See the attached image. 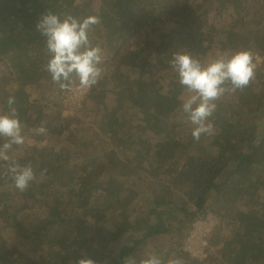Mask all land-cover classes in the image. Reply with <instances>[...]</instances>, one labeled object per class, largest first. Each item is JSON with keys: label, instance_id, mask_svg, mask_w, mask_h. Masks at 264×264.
<instances>
[{"label": "trees", "instance_id": "1", "mask_svg": "<svg viewBox=\"0 0 264 264\" xmlns=\"http://www.w3.org/2000/svg\"><path fill=\"white\" fill-rule=\"evenodd\" d=\"M46 12L61 19L100 18L90 39L104 50L106 81L101 77L88 90L83 107L101 104L108 93L116 101L113 110H96L94 140L70 132L77 117H62L52 107L50 112L46 101L39 109L30 102L28 89L52 81L45 39L36 28ZM148 35L152 37L145 40ZM153 38L157 43H151ZM214 38L223 52L250 49L255 58L264 57V0H0V90L11 89L0 94V111L7 112V98L15 97L25 143L14 145L9 156L15 160L20 155L21 165L31 163L47 184L32 181L26 191L15 193L19 208L40 204L51 220L46 229H22L26 243L38 242L34 251L45 258L44 264H76L86 250L96 264H124L147 241L168 233L165 207L175 205L179 196L171 199V191L177 188L184 189L181 195L194 201L198 211L211 192L248 194L254 207L234 220L223 242L224 255L229 263L264 264V68H257L243 91L227 93L230 104L222 97L217 101L211 118L215 135L196 142L181 108L184 89L169 63L177 53L206 62L211 54L202 47ZM40 126L46 134L30 131ZM2 165L7 162L0 161ZM142 179H152L159 190L141 186ZM101 184L107 188L103 199L97 192ZM246 185L249 189L242 192ZM121 201L146 207L145 219L131 222L132 207L120 211ZM67 204L94 219L120 218L127 230L123 239L104 228L85 234L77 230L61 216ZM50 240L53 245L45 248ZM0 256V264H34L7 250Z\"/></svg>", "mask_w": 264, "mask_h": 264}, {"label": "rangeland", "instance_id": "2", "mask_svg": "<svg viewBox=\"0 0 264 264\" xmlns=\"http://www.w3.org/2000/svg\"><path fill=\"white\" fill-rule=\"evenodd\" d=\"M224 11H226V9H224ZM223 18L227 22V16L223 15ZM150 37H152V35H148L146 39L145 36L142 38L143 40H149ZM153 39L154 40L151 43H157L156 39ZM202 49L208 50L211 54L206 58V62L214 59L219 52H223V49L219 48V43L216 38H214V43H209V46L205 45ZM155 54L158 55V53ZM108 61L110 62V60ZM255 62L257 68H264V57L256 56ZM261 74L264 79V69ZM102 80L106 81L105 75L102 76ZM0 84H2V81H0ZM53 84V81L44 82L41 87L28 89L27 92L29 94L30 102L35 108L39 109L43 107L44 102L46 101L50 112H52L51 107L57 108L64 115L61 102V94L63 91L59 87H52ZM76 84H78V82L71 86ZM10 90V87H6L5 89L0 90V94L10 92ZM33 90H38L39 93H32ZM57 92L58 94L55 96L54 94ZM110 94L112 95V93H108L109 97L104 98L101 104H93L92 101L87 104L85 108L82 107V109L74 115L79 119V122L76 124L74 123L73 129L71 128L72 130L70 131L72 132L75 130V138L78 139L83 136L84 140H94L96 132L99 130L95 121L96 117L98 118L96 110L99 107H104V111L106 112L114 109L116 98L111 97ZM186 95L185 91L181 94L180 100L182 103L186 99ZM222 98H225L227 104L231 103V99L227 96V93ZM62 117H65V115ZM49 120L51 121L52 118ZM137 122H139V127L141 128L140 123H142V121L137 120ZM178 155L179 157H182L180 153H178ZM15 158L17 162H22L20 155H16ZM124 159L127 160V157H124ZM0 168L3 170L0 180V255L4 250H7L9 254L14 257L22 256L23 258H28L34 264H44L46 263L45 258L34 251L35 248L39 246L38 242L26 243L25 239H23L22 229H46L47 223L49 221L51 222V220L48 218L47 213L40 204H28L25 209L21 206L19 208L15 194L18 190L13 186V182L7 173V165H2ZM35 177L34 183H38L41 187L47 185L46 183H43L40 174H35ZM142 181L144 183H142L141 186L149 184V188L152 190H159L155 188V182L152 179H142ZM224 187L225 186L222 187L223 190ZM248 189L249 186L246 185L242 192H247ZM106 191L107 188L105 185H99V189L97 190V192H99L98 198L103 199V195ZM182 193H184V189H172L171 199H175L177 195L179 197L175 199V205L165 207V210L168 213L166 217L169 216V218L166 219L165 217L163 219V224L165 227L169 228L168 233L150 239V242L147 241L145 243V248L143 247L139 249V253L135 256L138 264L139 261L153 253L160 255L164 259L165 264H167L168 260L173 258H181L183 264H237V262L229 263L225 259L223 242L229 239L231 229L236 224L234 220H236L240 212L249 211L254 207V203L250 201V196L248 194H246V196H241L242 194L237 196L234 194V196L232 195L233 197L231 196L232 199H230L231 197H229V194L220 195L211 192L206 196L205 208L202 211H198L197 208H195V202L185 200V197L181 195ZM256 196L257 195H255V197ZM130 203L131 201L128 203L121 201L117 206L120 211L123 212L126 207L130 206ZM66 207L68 208L63 211L61 216L84 234L89 230L101 231L102 228H104L105 231L110 230L120 239H123V235L127 231L125 225H120V218H113L112 216L105 215L94 219L93 217L86 216L84 209L81 207L76 210H70L68 204ZM131 207L132 212L131 217H129L131 222L142 218L145 219L144 213L146 207H144V209H139L137 202L133 203L130 208ZM152 207L153 206H151V209ZM150 220H154V218L151 217ZM196 221L205 222L206 233L204 235L198 236L194 233L193 224ZM193 234L194 237H191ZM126 238L127 236L125 239ZM188 243H192V245L187 246ZM52 245L53 242L51 240L48 244H44L45 248L48 249L51 248ZM184 248L189 250L193 248L192 251L196 254V259L185 253L186 251H184ZM84 254L85 255H83L81 259L91 258L95 260V257L89 251L86 250Z\"/></svg>", "mask_w": 264, "mask_h": 264}, {"label": "clouds", "instance_id": "3", "mask_svg": "<svg viewBox=\"0 0 264 264\" xmlns=\"http://www.w3.org/2000/svg\"><path fill=\"white\" fill-rule=\"evenodd\" d=\"M100 23V18L90 15L76 18L66 15L63 19L55 13L46 12L36 28L45 39L49 56L46 70L54 83L62 91H71V85L78 82L82 89H90L101 79L105 53L90 39L92 26ZM178 77L179 85L187 98L181 108L187 121L193 126L191 136L200 141L202 136H214L215 125L212 117L217 110V101L226 93L243 91L256 77L257 64L250 49L219 52L214 59L203 62L189 53L174 54L169 62ZM8 111H0V161L7 162V173L13 186L24 192L35 180L31 163L21 165L12 160L9 152L13 146L25 143L24 125L18 111L13 106L15 97L6 100ZM36 135H44L43 126L30 129ZM76 264H96L91 258L80 259ZM124 264H138L135 257H127ZM139 264H165L155 253L139 261ZM167 264H183L181 258H173Z\"/></svg>", "mask_w": 264, "mask_h": 264}, {"label": "built area", "instance_id": "4", "mask_svg": "<svg viewBox=\"0 0 264 264\" xmlns=\"http://www.w3.org/2000/svg\"><path fill=\"white\" fill-rule=\"evenodd\" d=\"M88 90L89 89H82L78 84H76L71 86V91H63L61 94V102L64 114L68 115L69 117H75L74 115L77 114L83 107V101L88 93ZM205 225V222L203 223L201 221H196L193 224L194 233L198 236L204 235L206 233ZM191 237H194V234ZM190 245H192V243L187 244V246ZM192 250L193 248L190 250L184 248V251H186L185 253L196 259V254H194Z\"/></svg>", "mask_w": 264, "mask_h": 264}]
</instances>
